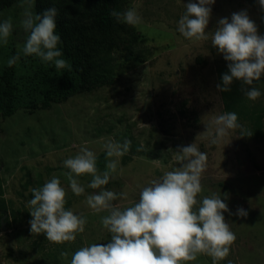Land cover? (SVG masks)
I'll list each match as a JSON object with an SVG mask.
<instances>
[{"label": "rangeland", "instance_id": "374dc122", "mask_svg": "<svg viewBox=\"0 0 264 264\" xmlns=\"http://www.w3.org/2000/svg\"><path fill=\"white\" fill-rule=\"evenodd\" d=\"M189 2L199 0H127L126 10L135 8L142 18L133 27L145 40V50L138 57H121L113 84L75 94L50 108H19L11 116L0 115V209L6 210L2 212L5 230L0 223V264H70L80 247L110 242L111 234L100 222L107 211L94 213L86 204L87 195L100 189L88 188L92 177L84 175L77 179L85 193L74 195L63 175L69 171L63 161L81 147L97 156L105 152L107 142L125 140L141 144L148 154L130 147L118 158L112 180L119 178L122 183L104 188L125 192L127 198L114 204L124 209L138 202L141 189L151 180L181 166L175 159L178 147L195 143L208 157L197 200L220 195L229 208L223 213L225 220L236 235L229 255L219 264H264V139L240 136L241 129H235L212 143L215 118L225 113L216 87L219 68L229 61L211 43L218 21H231L232 14L240 11H247L258 34L264 36V9L258 0H215L206 28L209 39L198 41L186 39L177 30ZM19 4L17 0L0 13V22L9 17L13 22L9 43L0 44V75L27 37L19 24L23 12ZM43 63L21 54L17 75L31 74ZM258 90V99L264 102V86ZM106 163L98 171L103 172ZM53 176L66 189V209L87 218L85 231L74 242L55 244L30 230L31 189L42 187ZM240 208L247 216L236 214ZM62 251L68 252L67 258L61 257ZM188 264H212V259L199 254Z\"/></svg>", "mask_w": 264, "mask_h": 264}, {"label": "clouds", "instance_id": "9594fccd", "mask_svg": "<svg viewBox=\"0 0 264 264\" xmlns=\"http://www.w3.org/2000/svg\"><path fill=\"white\" fill-rule=\"evenodd\" d=\"M214 3L215 0L187 3L185 13L178 21V32L188 40H208L206 28L210 6ZM258 3L264 9V0H258ZM19 6L23 8L19 24L27 37L23 46L17 45V52L8 59L7 65H15L23 54L54 64L58 71H70L71 65L61 58L62 51L57 47L61 42L55 31L57 8L51 7L37 14L33 12L35 0H20ZM110 15L130 26L142 22L135 8L124 12L112 10ZM12 33L13 22L9 17L0 22V44L7 45ZM211 43L229 61L228 72L222 75V85L216 86L219 91H230L234 79L251 86L264 76V36L258 34L257 26L247 11L233 13L231 21L221 18L211 36ZM244 95L255 101L261 92L249 87ZM215 124L213 144L229 130L241 129L240 136L250 137L253 134L238 123L235 112L217 116ZM130 147L129 140L122 144L107 142L104 145L107 163L103 172L98 171L96 154L87 147H81L74 157L63 161V166L69 170L63 175L74 195L85 193V187L77 179L84 175L92 177L88 188L100 189L87 195L86 204L94 213L107 211L108 214L102 216L100 222L111 234L110 242L106 244L93 243L80 247L72 254L70 264H188L199 254H206L211 257L212 264H219L229 255L236 235L225 220L223 213L229 208L220 195L213 194L197 200L202 192L201 175L207 166V153L201 152L195 143L179 146L175 159L181 166L166 171L159 179L151 180L141 189L138 202L121 209L113 202L119 198L126 199L127 193H116L104 186L115 178L118 158L126 154ZM31 193L28 204L32 233L44 234L49 242L64 244L74 242L77 234L85 231L87 218L66 209L67 192L58 177L53 176L42 187L32 188ZM236 214L247 216V211L240 208ZM60 255L67 258L68 252L62 251Z\"/></svg>", "mask_w": 264, "mask_h": 264}, {"label": "trees", "instance_id": "16d2710c", "mask_svg": "<svg viewBox=\"0 0 264 264\" xmlns=\"http://www.w3.org/2000/svg\"><path fill=\"white\" fill-rule=\"evenodd\" d=\"M16 1L0 0V13ZM51 7L57 8L55 31L61 37L57 47L71 70L58 71L54 64L43 63L31 74L20 76L16 64L6 65L0 75V115L4 117L11 116L19 108L30 111L50 108L53 103L65 101L75 94L111 85L121 67V57L144 54L142 41L145 40L137 30L110 15L112 10L124 12L127 0H35L37 14ZM225 72H228L227 66L219 68L221 85ZM262 86L263 76L251 86L234 79L230 91H221L225 112L237 113L238 123L253 133L250 138L257 140L264 139V102L249 100L244 91ZM131 148L138 154H148L141 144L132 142ZM106 161L105 152L97 155V168L103 167ZM112 182L122 183L116 178L107 185ZM2 212L6 210L0 209V223Z\"/></svg>", "mask_w": 264, "mask_h": 264}, {"label": "water", "instance_id": "95a60500", "mask_svg": "<svg viewBox=\"0 0 264 264\" xmlns=\"http://www.w3.org/2000/svg\"><path fill=\"white\" fill-rule=\"evenodd\" d=\"M3 219V218H2ZM2 228H3V230H5L6 229V227H5V225H4V222H3V220H2Z\"/></svg>", "mask_w": 264, "mask_h": 264}]
</instances>
